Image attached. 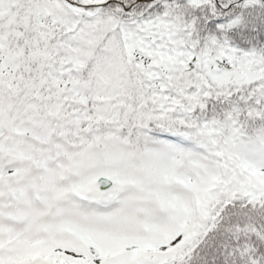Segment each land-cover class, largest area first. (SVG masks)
I'll use <instances>...</instances> for the list:
<instances>
[{"label":"snow or ice","instance_id":"snow-or-ice-1","mask_svg":"<svg viewBox=\"0 0 264 264\" xmlns=\"http://www.w3.org/2000/svg\"><path fill=\"white\" fill-rule=\"evenodd\" d=\"M0 264H264V0H0Z\"/></svg>","mask_w":264,"mask_h":264}]
</instances>
